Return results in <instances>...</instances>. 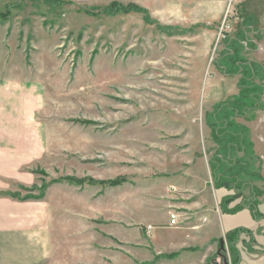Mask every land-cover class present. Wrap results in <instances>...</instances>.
<instances>
[{"label":"rangeland","instance_id":"1","mask_svg":"<svg viewBox=\"0 0 264 264\" xmlns=\"http://www.w3.org/2000/svg\"><path fill=\"white\" fill-rule=\"evenodd\" d=\"M114 4L140 10L108 13ZM243 19L237 0H0V57H16L27 43L28 64L41 82L32 141L17 161H2L13 177L0 192L28 204L37 239L0 247V264H224L222 240L214 251L211 244L202 248L211 253L207 261L188 262L198 256L190 253L156 258L152 240L165 246L181 233L164 228V216L151 209L152 235L120 215L133 214L139 199L158 201L166 212L199 200L180 196L174 201L179 207L163 206L169 199L154 193L171 181L206 188V212L218 217L222 200L234 197V191L214 190L209 160L218 147L206 115L240 94L241 76H224L214 62L226 38L243 37ZM195 25L203 26L183 32ZM246 37L254 47L245 45L241 58L264 69V23ZM234 121L253 145L257 178L251 182L262 191L258 209L264 216V108ZM67 178L82 184L61 181ZM122 178L126 183L111 186ZM258 231L262 235L264 227ZM256 237V244L241 237L240 256L261 259L264 242ZM75 246L76 260L69 250L75 253Z\"/></svg>","mask_w":264,"mask_h":264},{"label":"crops","instance_id":"2","mask_svg":"<svg viewBox=\"0 0 264 264\" xmlns=\"http://www.w3.org/2000/svg\"><path fill=\"white\" fill-rule=\"evenodd\" d=\"M237 3L241 8L244 17L243 20L251 18L256 20L258 24H263L264 0H237ZM197 26L199 27L195 29V31L200 29L203 25H195L189 30ZM12 45H14L12 47L15 49L19 48L15 42H12ZM21 45V50L20 52H16V57H3L2 54L0 57V192L9 189L5 180H10L13 177L12 172H3L2 161L18 160L17 155L24 152V145L30 144L32 141L30 135L33 134L34 121L35 118H37V113L41 111L40 77L35 81L34 68L28 64L27 60V43ZM4 48V43L1 42L0 50ZM29 133L30 135H28ZM20 150L21 152L18 153ZM15 168L17 169V167ZM24 177L26 178V176ZM3 184L6 185V188ZM182 186L181 184L177 185L176 181H171V183H165L157 187L154 195L161 198L166 196L169 200L164 202L163 206L165 205L171 209L179 207V204L174 201L180 196L198 198L199 200L188 205L186 204V207L176 208L179 209L177 211L166 212L163 209L161 211L160 208L162 204L158 201L150 204L139 199L133 201V214L129 216L120 215L125 221L131 224L144 225L147 229L148 226H154V224H156L146 216L151 209L153 213L161 214L165 217H162L164 223H160L164 224V228L181 233V236H179L180 238L171 241L170 244L165 246L157 243L156 240H152L153 246L157 251L155 254L156 258L168 257L171 255H177L178 257L181 253L182 255L190 253L194 255L197 254L198 256L186 258L188 262H196L200 259L207 261L211 253H203L202 248L211 244V251H214L213 244H218V242L223 239L225 241L226 235L238 228L252 231L254 236H257L256 240L259 244L264 242V232L262 235H258V230L264 227V224L255 221L250 211L244 210L236 215H224L220 213L218 217L211 210L206 212V201H202L201 199L202 192L207 191L206 188L200 186L198 189H190L186 185H184V187ZM170 187L173 191L180 189V193L185 195L180 194L176 196L172 191L168 193L167 190H170ZM214 190L217 191L215 188ZM217 192L220 193L221 190ZM220 196L221 194H219V197ZM27 205V203L22 204L12 199H3L0 197V241H4V244H0V247H11V242L18 238L22 241H29L32 244L33 241L37 239L34 236L33 212L31 210L29 214L25 210ZM180 209H184V212H179ZM260 210L264 213V204L260 206ZM174 213L180 216L179 221L181 226L179 227L170 226V216ZM224 216H226V218ZM232 217H241L244 221L234 223L232 222ZM153 226H151V235L155 230ZM183 236L185 238H183ZM140 237L138 236V239ZM152 237L155 239L154 236ZM244 237L250 241L248 237L243 236V238ZM76 247L77 246L74 247L75 249L73 251L75 253L73 254L72 249H69L70 255L73 256L75 260L77 258ZM240 264H264V255L260 260H254L250 253H245V255L241 256Z\"/></svg>","mask_w":264,"mask_h":264},{"label":"trees","instance_id":"3","mask_svg":"<svg viewBox=\"0 0 264 264\" xmlns=\"http://www.w3.org/2000/svg\"><path fill=\"white\" fill-rule=\"evenodd\" d=\"M114 8H117V13L122 14H128L132 9L140 10L135 6L123 8L114 4L109 8L108 13H112ZM147 18L150 24L155 23L149 15ZM257 25L256 20L247 18L243 23L244 35L241 39L225 37L226 48L221 58H218L214 64L219 72H222L226 77L241 76L238 82L240 94L231 100L216 104L212 112L206 115V125L211 131L212 141L218 147L214 156L209 160L214 188L216 190L226 189L235 193L234 197L222 200L221 211L224 215H236L239 212L248 210L254 220L259 222L264 219V216L261 215L258 209V199L262 195V191L255 188L251 182V180L257 178L252 164L254 161L253 145L248 138L247 129L234 121L236 118H246L249 112L260 111L264 108L262 101L264 96V85H262L264 69L247 62L240 56L241 51L246 48L245 45L249 49L254 47V44L247 39L246 35L250 30L256 33ZM198 27L181 31L190 33ZM165 31L173 32L175 29L166 28ZM259 180L262 181L260 178ZM61 181L82 184V181L68 178ZM124 183H126V179H117L111 183V186H121ZM239 199L240 203L231 208V205ZM242 236L248 237L252 244H256L254 233L250 230L238 228L229 232L225 237V244L221 252L224 264H240L241 256L238 244ZM176 257L177 255H171L168 256V259L172 260Z\"/></svg>","mask_w":264,"mask_h":264},{"label":"built area","instance_id":"4","mask_svg":"<svg viewBox=\"0 0 264 264\" xmlns=\"http://www.w3.org/2000/svg\"><path fill=\"white\" fill-rule=\"evenodd\" d=\"M180 216L178 215V214H171V216H170V226L171 227H178V226H180ZM147 230L148 231H151L152 230V227L150 226V227H148L147 228Z\"/></svg>","mask_w":264,"mask_h":264},{"label":"water","instance_id":"5","mask_svg":"<svg viewBox=\"0 0 264 264\" xmlns=\"http://www.w3.org/2000/svg\"><path fill=\"white\" fill-rule=\"evenodd\" d=\"M224 244H225V241H224V240H222V241H221V249H223V247H224Z\"/></svg>","mask_w":264,"mask_h":264}]
</instances>
